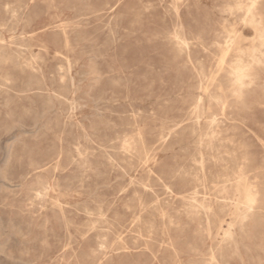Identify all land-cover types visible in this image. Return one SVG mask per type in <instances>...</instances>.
<instances>
[{
	"label": "rangeland",
	"instance_id": "obj_1",
	"mask_svg": "<svg viewBox=\"0 0 264 264\" xmlns=\"http://www.w3.org/2000/svg\"><path fill=\"white\" fill-rule=\"evenodd\" d=\"M248 2L240 8L237 0H0V264H209L211 249L220 264H264V209L247 221L238 252L214 238L218 222L229 219L215 181L225 174L232 181L244 161V186L252 183L264 199V66L255 67L257 81L241 103L227 74L259 45L242 20ZM256 8L264 17V0ZM175 32L190 40L189 58L173 41ZM227 34L235 39L228 52ZM211 117L218 132L213 147L222 154H208L202 168L196 143ZM194 186L195 205L210 206L208 223L203 211H187L183 196ZM162 211L170 225L159 219ZM148 227L158 241L174 239L179 260L155 240V262L144 244Z\"/></svg>",
	"mask_w": 264,
	"mask_h": 264
},
{
	"label": "bare ground",
	"instance_id": "obj_2",
	"mask_svg": "<svg viewBox=\"0 0 264 264\" xmlns=\"http://www.w3.org/2000/svg\"><path fill=\"white\" fill-rule=\"evenodd\" d=\"M7 1V0H6ZM50 1V0H49ZM240 2V8H242L243 7V5H242V0H237V2ZM260 0H249V2L246 4V7H245V13H244V16H243V18H242V20L245 22V23H247V24H249L250 26H252V29L254 30V32L256 33V35H257V40L259 41V45L257 46L258 48H256V49H252L251 50V52L247 55V59L246 60H244V59H242V57H240L239 55V57L236 59V62L234 63V65H232L231 67H230V69H229V71H228V73L227 74H229L230 76H231V78H229L230 80V82H228V83H231V95H232V97H233V99H234V101H236V103H241V100H242V97L244 96V91H245V89H247V88H249V87H251L256 81H257V79H256V77H255V73H254V69H255V67H259V66H264V17L256 10L257 8H256V4L259 2ZM231 4V3H230ZM16 5V4H15ZM21 5V4H20ZM29 5V4H28ZM106 5V4H105ZM31 6V5H30ZM168 6V5H167ZM11 7H13L12 5H11ZM49 7V6H48ZM1 8V7H0ZM22 8H24V6L22 7ZM12 9V8H11ZM10 9V10H11ZM19 10V9H18ZM15 11V10H14ZM13 11V12H14ZM111 11V10H110ZM228 11V10H227ZM229 11H231V10H229ZM232 11H233V9H232ZM241 11H243V10H241ZM33 12V11H32ZM172 12V11H171ZM174 12V11H173ZM176 12H177V9H176ZM5 13V12H4ZM130 13H131V11H130ZM230 13V12H229ZM172 14V13H171ZM170 14V15H171ZM225 14V13H224ZM234 14V13H233ZM7 15V14H6ZM15 15V14H14ZM93 15H95V14H93ZM167 15V14H166ZM238 15V14H237ZM242 15V14H241ZM91 16V15H90ZM174 16H176V15H174ZM229 16V15H228ZM233 16V15H232ZM15 17V16H14ZM230 17H231V15H230ZM238 17V16H237ZM242 17V16H241ZM89 18V17H88ZM110 19V18H109ZM109 19H108V21H109ZM234 19H235V17H234ZM239 19H240V17H239ZM228 20V19H227ZM226 20V21H227ZM14 21V20H13ZM22 21V20H21ZM29 21H30V19H29ZM75 21V20H74ZM120 21V20H119ZM206 21V20H205ZM240 21V20H239ZM238 21V22H239ZM9 22V21H8ZM17 22V21H16ZM23 22V21H22ZM25 22V21H24ZM72 22V21H71ZM21 23V22H20ZM99 23V22H98ZM118 23H120V22H118ZM207 23V22H206ZM224 24V23H223ZM11 25V24H10ZM105 25V24H104ZM54 26V25H53ZM109 27V26H108ZM122 27V26H121ZM249 27V26H248ZM5 28V27H4ZM16 28V27H15ZM114 28V27H113ZM116 28V27H115ZM179 28V27H178ZM3 29V28H2ZM11 29V28H10ZM26 29H27V26H26ZM16 30V29H15ZM119 30V29H118ZM173 30V29H172ZM179 30V29H178ZM177 30V31H178ZM230 30V29H229ZM228 30V31H229ZM14 31V30H13ZM113 32V31H112ZM116 32V31H115ZM23 33V32H22ZM108 33V32H107ZM173 33V32H172ZM207 33V32H206ZM111 34V33H110ZM25 35V34H24ZM76 35H77V33H76ZM208 35H209V33H208ZM30 36V35H29ZM28 36V37H29ZM106 36V35H105ZM109 36V35H108ZM2 37V36H1ZM63 38H64V36H63ZM245 38H248V37H245ZM25 39V38H24ZM90 39V38H89ZM110 39V38H109ZM117 39V38H116ZM122 39V38H121ZM173 41H175V43H176V45L178 46V50L180 51V52H182V50H183V47H185L186 49L188 48V45H189V41L190 40H188V38L186 37V36H184L182 33H180V32H175L174 33V35H173ZM250 39V38H249ZM7 40V39H6ZM12 40V39H11ZM26 40V39H25ZM64 40V39H63ZM10 41V40H9ZM21 41H22V38H21ZM24 41V40H23ZM109 41V40H108ZM117 41V40H116ZM162 41V40H161ZM168 41V40H167ZM13 42V41H12ZM193 42V41H192ZM234 42H235V39H234V37H232V36H230L229 34H227L225 37H224V49L227 51V50H229V48H231V47H233L234 46ZM111 43V42H110ZM208 43V42H207ZM2 44V43H1ZM13 44V43H12ZM197 44V43H196ZM257 44V43H256ZM111 45V44H110ZM175 45V46H176ZM198 45V44H197ZM8 46V45H7ZM26 46V45H25ZM174 46V45H173ZM211 46V45H210ZM221 46V45H220ZM223 46V45H222ZM13 47V46H12ZM117 47H119L118 45H117ZM116 47V48H117ZM200 47V46H199ZM15 48V47H14ZM106 48V47H105ZM213 48V47H212ZM212 48H210V50L212 49ZM245 48V47H244ZM22 49V48H21ZM113 49V48H112ZM185 49V50H186ZM203 49V48H202ZM91 50V49H90ZM177 50V49H176ZM177 50V51H178ZM204 50V49H203ZM216 50V49H215ZM19 51V50H18ZM22 51V50H21ZM27 51V50H26ZM25 51V52H26ZM202 51V50H201ZM225 51V52H226ZM114 52V51H113ZM206 52V51H205ZM219 52V51H218ZM228 52V51H227ZM236 52V51H235ZM240 52V51H239ZM21 53V52H20ZM33 53V52H32ZM32 53H31V55H32ZM57 53V52H56ZM178 53V52H177ZM185 53V52H184ZM207 53V52H206ZM219 54V53H218ZM238 54H240V53H238ZM244 54V53H243ZM60 55V54H59ZM180 55V54H179ZM184 55V54H183ZM225 55H226V53H225ZM242 55V54H241ZM1 56V55H0ZM16 56V55H15ZM22 56V55H21ZM216 56V55H215ZM214 56V57H215ZM19 57V56H18ZM61 57V56H60ZM186 57L187 58H189L190 57V54H189V52H188V49L186 50ZM223 57H225V56H223ZM244 57V56H243ZM0 58H2V57H0ZM21 58V57H20ZM25 58H27V57H25ZM106 58V57H105ZM216 58V57H215ZM12 59V58H11ZM37 59V58H36ZM61 59V58H60ZM207 59V58H206ZM233 59V58H232ZM231 59V60H232ZM2 60V59H1ZM114 60V59H113ZM213 60H214V58H213ZM212 60V61H213ZM223 60V59H222ZM234 60V59H233ZM29 61V60H28ZM62 61V60H61ZM108 61H109V58H108ZM200 61V60H199ZM218 61H220V60H218ZM217 61V62H218ZM230 61V60H229ZM229 61H227V63L229 62ZM14 62V61H13ZM26 62V61H25ZM39 62V61H38ZM184 62V61H183ZM195 62L196 61H194V64H195ZM203 62V61H202ZM40 63V62H39ZM59 63V62H58ZM28 64H30V63H28ZM67 64V63H66ZM183 64V63H182ZM185 64V63H184ZM190 64V63H189ZM197 64V63H196ZM204 64V63H203ZM233 64V63H232ZM26 65H27V62H26ZM60 65V64H59ZM62 65V64H61ZM231 65V64H230ZM187 66V65H186ZM19 67V66H18ZM27 67V66H26ZM62 67V66H61ZM71 67V66H70ZM155 67V66H154ZM197 67V66H196ZM213 67V66H212ZM215 67H216V65H215ZM227 67V66H226ZM25 68V67H24ZM66 68V67H65ZM174 68V67H173ZM204 68V67H203ZM216 68H219V66L218 67H216ZM215 68V69H216ZM31 69V68H30ZM58 69V68H57ZM59 69H61L60 67H59ZM68 69V68H67ZM134 69V68H133ZM209 69V68H208ZM214 69V68H213ZM215 69L213 70L214 72H215ZM227 69V70H228ZM63 70V69H62ZM65 70V69H64ZM63 70V71H64ZM218 70V69H217ZM30 71V70H29ZM123 71V70H122ZM156 72H157V70H155ZM199 71H201V70H199ZM33 72V71H32ZM227 72V71H226ZM196 73V72H195ZM194 73V74H195ZM199 73H201V72H199ZM209 73H210V71H209ZM208 73V74H209ZM220 73V72H219ZM67 74V73H66ZM80 74V73H79ZM205 74H206V72H205ZM222 74V73H221ZM220 74V75H221ZM226 74V73H225ZM36 75V74H35ZM51 75V74H50ZM50 75H48L49 77H50ZM65 75V74H64ZM213 75V74H212ZM70 76V75H69ZM201 75L199 74V77H200ZM203 76V75H202ZM211 76V75H210ZM66 77H67V75H66ZM208 77V76H207ZM215 77H216V74H215ZM7 78V77H6ZM61 78H62V76H61ZM70 78V77H69ZM124 78V77H123ZM202 78V77H201ZM217 78H218V76H217ZM221 78V77H220ZM226 78H228V76L226 77ZM225 78V79H226ZM81 79V78H80ZM85 79V78H84ZM198 79V78H197ZM203 79V78H202ZM206 79H208V78H206ZM212 79H213V77H212ZM222 79V78H221ZM66 80H68V79H66ZM70 80V79H69ZM156 80V79H155ZM199 80V79H198ZM201 80V79H200ZM217 80V79H216ZM59 81V80H58ZM154 81V80H153ZM204 81H206L205 79H204ZM208 81V80H207ZM219 81V80H218ZM222 81V80H221ZM78 82V81H77ZM186 82V81H185ZM215 82V81H214ZM223 82H225V80H223ZM263 82V81H262ZM7 83V82H6ZM65 82H63V84H64ZM81 83V82H80ZM189 83V82H188ZM193 83V82H192ZM201 83H203V82H201ZM210 83V82H209ZM216 83V82H215ZM226 83V82H225ZM227 83V84H228ZM71 84V83H70ZM77 84V83H76ZM212 84V83H211ZM218 84V83H217ZM224 84V83H223ZM202 85V84H201ZM216 85V84H215ZM65 86H67V83H66V85ZM72 86V85H71ZM70 86V87H71ZM194 86V85H193ZM214 86V85H213ZM217 86V85H216ZM219 86V85H218ZM45 87V86H44ZM58 87V86H57ZM172 87V86H171ZM190 87H191V85H190ZM196 87V86H195ZM226 87V86H225ZM209 88V87H208ZM223 88H224V86H223ZM3 89V88H2ZM6 89V88H5ZM73 89V88H72ZM213 89V88H212ZM76 90V89H75ZM193 90H194V88H193ZM197 91V90H196ZM205 91H207L206 89H205ZM220 91V90H219ZM10 92V91H9ZM202 92H204L203 90H202ZM208 92V91H207ZM215 92H216V90H215ZM13 93V92H12ZM42 93H44V92H42ZM46 93V92H45ZM206 93V92H205ZM220 93V92H219ZM50 94H51V92H50ZM53 94V93H52ZM139 94V93H138ZM210 94H212V92L210 93ZM19 95V94H18ZM126 94H124V96H125ZM185 95V94H184ZM212 95H214V94H212ZM47 96V95H46ZM54 96V95H53ZM110 96V95H109ZM134 96V95H133ZM180 96V95H179ZM208 96V95H207ZM65 97H67V95L65 96ZM132 97V96H131ZM194 97H196V96H194ZM204 97H205V95H204ZM216 96H213V98H215ZM219 97V96H218ZM144 98V97H143ZM179 98V97H178ZM63 99V98H62ZM61 99V100H62ZM133 99V98H132ZM194 99V98H193ZM209 99V98H208ZM207 99V100H208ZM47 100V99H46ZM126 100V99H125ZM129 100V99H128ZM146 100V99H145ZM190 100V99H189ZM212 100V99H211ZM219 100V99H218ZM79 101H82V100H79ZM169 101V100H168ZM210 101V100H209ZM224 101V100H223ZM122 102V101H121ZM162 102V101H161ZM213 102H214V99H213ZM217 102V101H216ZM215 102V103H216ZM219 102H220V100H219ZM100 103H102V102H100ZM129 103V102H128ZM133 103V102H132ZM136 103V102H135ZM189 103V102H188ZM191 103H193V101L192 102H190V104ZM206 103V102H205ZM210 103V102H209ZM209 103H208V105H209ZM130 104H131V102H130ZM201 104H202V101H201V98L200 97H197V101H195V104H193L194 105V110L195 111H197V109L201 106ZM218 104V103H217ZM203 105V104H202ZM105 106V105H104ZM107 106V105H106ZM114 106V105H113ZM127 106V105H126ZM138 105H136L135 107H137ZM69 107V106H68ZM78 107V106H77ZM76 107V108H77ZM81 107V106H80ZM222 107V106H221ZM165 108V107H164ZM202 108V107H201ZM203 108H204V106H203ZM206 108V107H205ZM217 108V107H216ZM144 109V108H143ZM142 109V110H143ZM149 109V108H148ZM151 109V108H150ZM190 109V108H189ZM223 109V108H222ZM137 110V109H136ZM140 110V109H139ZM168 110V109H167ZM194 110H192L193 112H194ZM200 110V108L198 109V111ZM147 111V110H146ZM166 111V110H165ZM187 111H188V109H187ZM191 110H190V112H192ZM58 112V111H57ZM122 112V111H121ZM131 112V111H130ZM144 112V111H143ZM142 112V113H143ZM151 112V111H150ZM203 112V111H202ZM148 113H149V111H148ZM174 113V112H173ZM220 113V112H219ZM134 114V113H133ZM147 114V113H146ZM197 114H199V113H197ZM202 114V113H201ZM200 114V115H201ZM211 114V113H210ZM221 114V113H220ZM115 115V114H114ZM121 115V114H120ZM138 115V114H137ZM151 115V114H150ZM116 116V115H115ZM122 116V115H121ZM127 116H129L128 114H127ZM131 116V115H130ZM142 116L145 118V116L142 114ZM148 116V115H147ZM99 117V116H98ZM117 117V116H116ZM193 117V116H192ZM196 118V120L198 121L199 120V118H200V116L198 115V116H195ZM208 117H209V115H208ZM109 118V117H108ZM134 118V117H133ZM142 118V117H141ZM117 119H118V117H117ZM135 119V118H134ZM183 119V118H182ZM194 119V120H195ZM217 119V118H216ZM145 120V119H144ZM143 120V121H144ZM67 121V120H66ZM121 121V120H120ZM131 121H132V119H131ZM143 121H141V123L143 122ZM171 121V120H170ZM192 121V120H191ZM206 121V120H205ZM139 122V121H138ZM167 122V121H166ZM169 122V121H168ZM189 122V121H188ZM216 122V120H215V117H211L210 119H209V122H208V126H207V131L206 132H203L200 136H199V138L197 139V143H196V151H197V156H198V163H199V165H200V167H202L203 168V165H204V162H205V160H206V157H207V155L209 154V158L210 157H215L216 155H219L221 152H220V150L218 149H216V150H214V147H213V141L215 140V138H216V136H217V134H218V132L217 131H215V129H214V125L216 124L215 123ZM227 122V121H226ZM70 123V122H69ZM74 123V122H73ZM133 123V122H132ZM136 123H137V121H136ZM164 123V122H163ZM191 123H193V122H191ZM195 123V122H194ZM229 123V122H228ZM231 123V122H230ZM68 124V123H67ZM160 124V123H159ZM187 124V123H186ZM206 124V123H205ZM79 125V124H78ZM132 125H134V123L132 124ZM142 125V124H141ZM193 126V125H192ZM195 126V125H194ZM197 126H198V124H197ZM136 127V126H135ZM167 127V126H166ZM165 127V128H166ZM141 128H142V126H141ZM188 128V127H187ZM136 129V128H135ZM138 129V128H137ZM193 129V128H192ZM245 129V128H244ZM115 130V129H114ZM125 130H127V129H125ZM142 130V129H141ZM232 130V129H231ZM80 131V130H79ZM146 131H147V129H146ZM157 131V130H156ZM197 131V130H196ZM127 132V131H126ZM138 132V131H137ZM145 132V131H144ZM143 132V133H144ZM150 132V131H149ZM174 132V131H173ZM178 132V131H177ZM249 132V131H248ZM27 133V132H26ZM50 133V132H49ZM128 133H129V131H128ZM151 133V132H150ZM172 133V132H171ZM132 134V133H131ZM135 134V133H134ZM232 134V133H231ZM17 135V134H16ZM128 135V134H127ZM175 135V134H174ZM190 135H191V131H190ZM137 136V135H136ZM140 136V135H139ZM193 136V135H192ZM86 137V136H85ZM123 137V136H122ZM138 137V136H137ZM137 137H136V139H137ZM142 137V136H141ZM161 137V136H160ZM159 137V138H160ZM169 137V136H168ZM172 138V137H171ZM126 139H128V138H126ZM135 139V138H134ZM133 139V140H134ZM158 139V138H157ZM160 139H162V138H160ZM139 140H141V139H139ZM139 140H137V142L139 141ZM143 140V139H142ZM159 140V139H158ZM256 140V139H255ZM77 141V140H76ZM124 141H125V139H124ZM135 141V140H134ZM216 141V140H215ZM214 141V142H215ZM86 142V141H85ZM115 142V141H114ZM130 142V141H129ZM142 142V141H141ZM257 142H259V141H257ZM111 143H113V142H111ZM132 143V142H131ZM161 143H163V142H161ZM217 143V142H216ZM45 144V143H44ZM137 144V143H136ZM260 144V143H259ZM262 144V143H261ZM85 145H87L86 143H85ZM95 145V144H94ZM114 145V144H113ZM133 145V144H132ZM146 145H148V144H146ZM158 145V144H157ZM217 145V144H216ZM126 146V145H125ZM156 146V145H155ZM229 146V145H228ZM116 147V146H115ZM149 146H147V148H148ZM217 148V147H216ZM233 148V147H232ZM102 149V148H101ZM185 149V148H184ZM228 149V148H227ZM227 149H225V151L223 152V155H224V159H226L225 157H227V156H229L230 155V152L227 150ZM59 150V149H58ZM105 150V149H104ZM144 150V149H143ZM168 150V149H167ZM263 150H264V148H263ZM110 151V150H109ZM122 150H120V152H121ZM127 151H129V150H127ZM140 151V150H139ZM181 151V150H180ZM96 152V151H95ZM104 152V151H103ZM114 152V151H113ZM124 152V151H123ZM135 152H137V151H135ZM130 153V152H129ZM194 153H196V152H194ZM105 154V153H104ZM139 154V153H138ZM141 154H142V152H141ZM222 154V153H221ZM102 155V154H101ZM109 155H111V154H109ZM131 155H133V154H131ZM130 155V156H131ZM145 155V154H144ZM148 155V154H147ZM223 155H222V158H223ZM242 155V154H241ZM85 156V155H84ZM112 156H114L113 155V153H112ZM220 156V155H219ZM244 156V155H243ZM86 157V156H85ZM129 157V156H128ZM156 157V156H155ZM218 157V156H217ZM217 157L215 158V159H217ZM82 158V157H81ZM107 158V157H106ZM146 158V157H145ZM193 158V157H192ZM219 158V157H218ZM230 158V157H229ZM244 158H246V157H244ZM24 159V158H23ZM71 159V158H70ZM134 160H135V158H134ZM137 160V159H136ZM154 160V159H153ZM208 160V159H207ZM206 160V161H207ZM84 161V160H83ZM217 161V160H216ZM215 161V162H216ZM221 161V160H220ZM229 161V160H228ZM234 160H232V162H233ZM26 162H27V160H26ZM56 162V161H55ZM109 162V161H108ZM112 162V161H111ZM115 162H118V160H115ZM123 162V161H122ZM192 162V161H191ZM222 162V161H221ZM226 162V161H225ZM230 162V161H229ZM23 163H25V162H23ZM52 163V162H51ZM119 163V162H118ZM193 163V162H192ZM206 163V162H205ZM213 163V162H212ZM75 164H76V162H75ZM100 164V163H99ZM195 164H197V163H195ZM216 164V163H215ZM225 164V163H224ZM229 164V163H228ZM25 165V164H24ZM69 165V164H68ZM119 165V164H118ZM193 165V164H192ZM49 166V165H48ZM101 166V165H100ZM103 166H105V165H103ZM116 166V165H115ZM114 166V167H115ZM229 166H232V165H229ZM234 166V165H233ZM27 167V166H26ZM188 167V166H187ZM194 167V166H193ZM237 167V166H236ZM28 168V167H27ZM26 168V169H27ZM46 168V167H45ZM55 168V167H54ZM68 168V167H67ZM102 168V167H101ZM129 168V167H128ZM199 168V167H198ZM234 168V167H233ZM246 168V164H245V162L244 161H242V164L240 165V166H238V169H236L235 171H233L232 172V175L234 176L233 177V179H232V181H231V179H230V177H228V175L227 174H225V179L221 182V184H220V182H214L213 184H214V189L215 190H217V192H216V194L218 193V192H220V194H221V192L223 193V194H225L224 196H221L220 198H222L223 199V207L222 208H220L221 209V211H224V209H225V207H227V210H228V208H229V210H228V212H227V215L229 216V219L228 220H226V219H222V220H220L219 222H218V225H217V228H216V233H215V236H214V238L217 240V243H218V245L219 246H223V245H225V246H227L228 248H230V249H232V251H234V252H238V245H239V242H238V240H239V235L240 234H243L244 232H246V224H247V221L249 220V218L254 214V213H256V212H259V210L260 209H264V199H263V197L261 196V194H260V192L255 188V185H253L252 183H248V185H246V186H244V183L245 182H247V178H246V176H245V171H244V169ZM44 169V168H43ZM52 169V168H51ZM139 169V168H138ZM201 169V168H200ZM199 169V170H200ZM235 169V168H234ZM20 170V169H19ZM77 170V169H76ZM179 171H180V169H178ZM189 170V169H188ZM193 170V169H192ZM227 170H228V168H227ZM230 170V169H229ZM40 171V170H39ZM129 171V170H128ZM200 171H202V170H200ZM221 171H222V169H221ZM42 172V171H41ZM67 172V171H66ZM65 172V173H66ZM111 172V171H110ZM109 172V173H110ZM122 172V171H121ZM147 172V171H146ZM181 172H182V169H181ZM189 172H192V171H190L189 170ZM188 172V173H189ZM196 172H197V169H196ZM223 172H225V171H223ZM90 173V172H89ZM129 173V172H128ZM127 173V174H128ZM255 173V172H254ZM15 174H16V172H15ZM61 174V173H60ZM80 174V173H79ZM78 174V175H79ZM183 174H184V172H183ZM197 174H199V173H197ZM46 175V174H45ZM57 175V174H56ZM138 175V174H137ZM179 175V174H178ZM193 175V174H192ZM195 175V174H194ZM203 175V174H202ZM224 175V174H223ZM15 176V175H14ZM52 176H53V174H52ZM124 176H127V175H124ZM187 176V175H186ZM186 176H185V178H186ZM190 175H188L187 177H189ZM197 176V175H196ZM54 177V176H53ZM109 177V176H108ZM153 177V176H152ZM184 177V176H183ZM193 177V176H192ZM9 178H11V177H9ZM145 178V177H144ZM148 178V177H147ZM196 178V177H195ZM201 178H202V176H201ZM218 178V177H217ZM219 178H222V177H219ZM12 179V178H11ZM26 179H28V178H26ZM71 179V178H70ZM211 179H212V177H211ZM35 180V179H34ZM50 180V179H49ZM145 180V179H144ZM157 180V179H156ZM159 180V179H158ZM205 180V179H204ZM216 180V179H215ZM219 180V179H218ZM39 181V180H38ZM85 181V180H84ZM128 181V180H127ZM131 181V180H130ZM133 181V180H132ZM171 181V180H170ZM198 181V180H197ZM214 181V180H213ZM249 181V180H248ZM134 182V181H133ZM161 182V181H160ZM199 182V181H198ZM208 182V181H207ZM169 183V182H168ZM190 183V182H189ZM210 183H212V182H210ZM81 184V183H80ZM131 184V183H130ZM130 184H129V186H130ZM148 184V183H147ZM200 185V184H199ZM198 185V186H199ZM201 185H204V182L203 181H201ZM210 185V184H209ZM138 186V185H137ZM149 186V185H148ZM162 186V185H161ZM164 186V185H163ZM211 186V185H210ZM140 187V186H139ZM144 186H142V188H143ZM212 187V186H211ZM230 187V188H229ZM38 188V187H37ZM41 188V187H40ZM129 188V187H128ZM163 188V187H162ZM56 189V188H55ZM138 189V188H137ZM141 189V188H140ZM157 189V188H156ZM49 190V189H48ZM121 190V189H120ZM149 190V189H148ZM158 190V189H157ZM161 190V189H160ZM197 190V188H196V186H194V188H193V191L190 193H188V194H190V195H188V196H183V199H185V200H187V202H189V206H188V208H187V211L188 212H191L192 214L193 213H195L196 215L198 214V211L199 210H201V211H203L204 212V217L207 219V223L208 222H210V221H208V214H207V212L210 210V206H208V205H204L203 203H198V204H196L195 205V203H196V201H195V198H194V194L197 192L196 191ZM202 190H203V188H202ZM205 190H206V187H205ZM227 190H234V192H232V194H230V195H228V191ZM240 190H243V192H242V194H243V202L242 203H244V206H243V208H240L239 207V205H237L238 204V202H239V198H238V195L240 194ZM45 191V190H44ZM47 191V190H46ZM123 191V190H122ZM144 191V190H143ZM168 192H172V190H167ZM199 191V190H198ZM146 192V191H145ZM6 193V192H5ZM36 193V192H35ZM47 193V192H46ZM45 193V194H46ZM143 193V192H142ZM150 193V192H149ZM152 193V192H151ZM199 193V192H198ZM135 194V193H134ZM145 194V193H144ZM169 194V193H168ZM172 194V193H171ZM197 194V193H196ZM201 194V193H200ZM204 194V193H203ZM0 195H1V193H0ZM32 195V194H31ZM38 195V194H37ZM132 195V194H131ZM154 195V194H153ZM33 196V195H32ZM151 196V195H150ZM155 196V195H154ZM218 196V195H217ZM220 196V195H219ZM39 197H41V196H39ZM117 197V196H116ZM163 197H165L166 198V196H163ZM177 197V196H176ZM206 197V196H205ZM20 198V197H19ZM19 198H17L18 200H20ZM34 198V197H33ZM37 198V197H36ZM43 198V197H42ZM48 198H49V196H48ZM112 198V197H111ZM161 198V197H160ZM168 198V197H167ZM179 198V197H178ZM203 198V197H202ZM207 198V197H206ZM135 199H136V197H135ZM139 199V198H138ZM170 199V198H169ZM208 199H209V197H208ZM17 200V201H18ZM127 200V199H126ZM160 200V199H159ZM162 200V199H161ZM140 201V200H139ZM162 202V201H161ZM161 202H160V204H161ZM185 203H186V201H184ZM216 203V202H215ZM140 204V203H139ZM165 204H167V203H165ZM28 205H29V203H28ZM91 205V204H90ZM93 205V204H92ZM155 205V204H154ZM140 206V205H139ZM151 206H153V204L151 205ZM173 206H174V204H173ZM231 206H233V208H234V211H232V209H231ZM241 206V205H240ZM37 207V206H36ZM64 207V206H63ZM138 207V206H137ZM50 208H52V207H50ZM109 208V207H108ZM143 208V207H142ZM147 208H149V206L147 207ZM8 209V208H7ZM54 209V208H53ZM93 209V208H92ZM151 209H154V208H151ZM219 209V210H220ZM57 210V209H56ZM62 210V209H61ZM85 210V209H84ZM226 210V209H225ZM5 211H6V209H5ZM43 211V210H42ZM59 211H60V208H59ZM74 211V210H73ZM127 211V210H126ZM133 211V210H132ZM138 211V210H137ZM136 211V212H137ZM7 212V211H6ZM84 212V211H83ZM144 212V211H143ZM156 212V211H155ZM42 213V212H41ZM138 213V212H137ZM263 213V212H262ZM88 214H90V213H88ZM195 215V216H196ZM85 216V215H84ZM88 216V215H87ZM91 216V215H90ZM98 216V215H97ZM101 216V215H100ZM105 216V215H104ZM158 216H159V219H161V221H163L162 223H164V221H165V219H167V223H169V225L173 222V220L171 219V217L168 215V214H166L164 211H162L161 213H158ZM200 216V215H199ZM99 217V216H98ZM132 217V216H131ZM167 217V218H166ZM203 217V218H204ZM210 217V216H209ZM91 218H92V216H91ZM141 214H138V215H133V219L131 220V224H132V226H134V224H136L137 222H139V221H141ZM211 218V217H210ZM87 219H88V217H87ZM99 219V218H98ZM103 219H105L104 217H103ZM114 219V218H113ZM102 220V219H101ZM130 220V219H129ZM146 220V219H145ZM156 220V219H155ZM104 221V220H103ZM113 221V220H112ZM201 221V220H200ZM199 221V222H200ZM28 222V221H27ZM61 222H63V221H61ZM114 222V221H113ZM147 222V221H146ZM29 223V222H28ZM90 223V222H89ZM106 223V222H105ZM143 223V222H142ZM148 223V222H147ZM206 223V224H207ZM104 224V223H103ZM176 224H178V223H176ZM198 224V223H197ZM199 224H201V222L199 223ZM94 225V224H93ZM145 225V224H144ZM139 226V225H138ZM147 226H149V225H147ZM151 226H152V224H151ZM172 226V225H171ZM199 226V225H198ZM197 226V227H198ZM206 226V225H205ZM64 227H65V225H64ZM66 228V227H65ZM149 228V227H148ZM136 229V228H135ZM138 229V228H137ZM38 230V229H37ZM94 230V229H93ZM103 229H101V231H102ZM167 229H166V226L164 225L163 226V229L161 230V234L163 235V234H166L165 233V231H166ZM169 230V229H168ZM36 231V230H35ZM91 231V230H90ZM138 231H139V229H138ZM144 231H145V229H144ZM200 230L198 229V232H199ZM206 232H207V234H208V236H210L212 233L210 232V228H209V225L207 226V230H206ZM159 233V234H160ZM120 235V234H119ZM136 235V234H135ZM134 235V236H135ZM158 235V231L157 230H154V229H150L149 228V230L147 231V234H146V236H147V240H144V244H145V246H146V248H147V250L151 253V255H152V257H153V259L155 260V262L156 261H158V256L154 253V248H153V241H155V240H157V238H155V236H157ZM68 236V235H67ZM102 236H105V235H102ZM78 237V236H77ZM115 237V236H114ZM63 238H64V236H63ZM198 238V237H197ZM76 239V238H75ZM117 239V238H116ZM100 240H102V239H100ZM143 240V239H142ZM15 241V240H14ZM157 242L159 243L158 245L159 246H161V244H163L164 242H166L167 243V247H166V249H168L169 251H170V253H171V255H170V257L171 258H173V260L172 261H176V259L177 260H179L178 258H179V256H178V252H177V250H176V248H175V245H174V239L172 238V237H167L165 240H164V238H162L161 240H157ZM103 244V243H102ZM63 246V245H62ZM102 246V245H101ZM164 246V245H163ZM100 248V247H99ZM143 248V247H142ZM145 248V249H146ZM62 249V248H61ZM65 249V248H64ZM217 249V248H216ZM105 250V249H104ZM139 250V249H138ZM210 250V249H209ZM121 250H119V252H120ZM19 252V251H18ZM134 252V251H133ZM218 252V251H217ZM73 253V252H72ZM129 253V252H128ZM111 255V254H110ZM217 255V254H216ZM74 256V255H73ZM217 257H218V255H217ZM251 257V256H250ZM200 258V257H199ZM208 258H209V260L208 259H206V260H208L209 261V264H220V262L216 259V256H215V254H214V252L212 251V249L210 250V253H209V256H208ZM51 261V260H50ZM154 262V261H153ZM174 262H172V263H174ZM208 263V262H207ZM206 264V263H205Z\"/></svg>",
	"mask_w": 264,
	"mask_h": 264
}]
</instances>
